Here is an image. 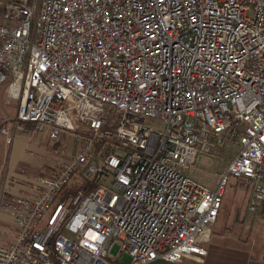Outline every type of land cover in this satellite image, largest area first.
Returning a JSON list of instances; mask_svg holds the SVG:
<instances>
[{
	"label": "built area",
	"instance_id": "2783aa9c",
	"mask_svg": "<svg viewBox=\"0 0 264 264\" xmlns=\"http://www.w3.org/2000/svg\"><path fill=\"white\" fill-rule=\"evenodd\" d=\"M3 92L5 143L33 125L52 147L1 202L16 235L0 264L203 262L230 177L263 209L264 0H10ZM228 145L217 189L189 176Z\"/></svg>",
	"mask_w": 264,
	"mask_h": 264
},
{
	"label": "rangeland",
	"instance_id": "374dc122",
	"mask_svg": "<svg viewBox=\"0 0 264 264\" xmlns=\"http://www.w3.org/2000/svg\"><path fill=\"white\" fill-rule=\"evenodd\" d=\"M2 1V0H0ZM7 97L5 92L0 97V117L2 121H13L17 113V104L6 103ZM34 140L32 153L34 158H37L43 164L42 168H48L47 158L44 152L51 150V141L46 139L47 133L42 137L38 132H35L33 125H26V133ZM37 136V137H36ZM63 147L70 154H76L79 150V145L72 139L65 137ZM40 150H37V149ZM237 153V148L228 145L220 152L217 158L202 156L195 167L190 169L189 176L200 184L215 190L218 187L219 176L225 173L227 166L232 161ZM48 157V156H47ZM44 172H39L33 177L42 175ZM249 191L243 188L237 179L230 177L229 184L226 186L223 197L222 209L220 211L219 219L213 228V234L226 235L229 240H234L238 243H249L250 246L258 242L260 235L264 237V231L259 230V226L264 225V206L261 211L252 214L248 211ZM264 229V228H263ZM260 234V235H259ZM119 253V246L116 245L112 249L111 255L113 258L117 257ZM131 258L129 255H124L121 264H130Z\"/></svg>",
	"mask_w": 264,
	"mask_h": 264
},
{
	"label": "crops",
	"instance_id": "0c3cea01",
	"mask_svg": "<svg viewBox=\"0 0 264 264\" xmlns=\"http://www.w3.org/2000/svg\"><path fill=\"white\" fill-rule=\"evenodd\" d=\"M9 1H0V9ZM40 135L44 137V133H39L38 137ZM46 139L49 142L48 134ZM34 140L35 137L29 134H19L13 145L8 146L0 135V244H9L16 235L15 223L9 213L2 208V200L29 194L33 176L47 170L45 167L42 168V162L30 155ZM44 153L48 159L49 152ZM259 227V230L264 231V225ZM208 249L209 255L203 262L187 258L173 264H264V237L261 235L258 242L250 246L249 243H238L229 240L226 235L215 232ZM156 264L172 263L157 262Z\"/></svg>",
	"mask_w": 264,
	"mask_h": 264
}]
</instances>
